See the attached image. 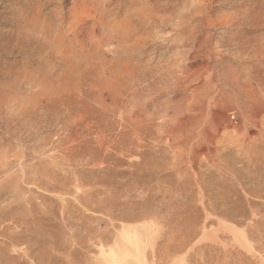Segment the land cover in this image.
Returning <instances> with one entry per match:
<instances>
[{
	"label": "rangeland",
	"instance_id": "obj_1",
	"mask_svg": "<svg viewBox=\"0 0 264 264\" xmlns=\"http://www.w3.org/2000/svg\"><path fill=\"white\" fill-rule=\"evenodd\" d=\"M21 1L0 0V13ZM75 1L45 9L62 5L87 49L102 13L156 9L161 25L145 29V58L134 43L96 58L43 130L2 141L0 264H264V109L241 106L250 63L234 42L251 36L222 26L239 7L215 0L210 27L183 37L173 20L190 0H86L73 19ZM224 72L243 97L220 87Z\"/></svg>",
	"mask_w": 264,
	"mask_h": 264
},
{
	"label": "bare ground",
	"instance_id": "obj_2",
	"mask_svg": "<svg viewBox=\"0 0 264 264\" xmlns=\"http://www.w3.org/2000/svg\"><path fill=\"white\" fill-rule=\"evenodd\" d=\"M224 1L231 8H239L234 14L224 18L222 26H226L225 28L228 26L230 29H227L229 30L235 27L236 34L246 32L249 37L251 36L246 42L239 40L234 42L238 53L246 54V61L250 64L249 66L240 64L246 71L245 87L247 93L245 97L240 94L243 90L240 85V75L237 73L231 76L227 75V72L222 73L219 79L220 87L225 91L233 90L235 93H239L238 96L241 95L245 98L241 106L248 113L249 111L260 112L261 108L264 109L262 107L264 106V35L255 37L254 32L264 26V16L258 19L260 10L264 12V0ZM51 3L52 0H22L19 7H14L11 4L8 6H11L10 8L7 7L6 12L0 13V131L4 132L3 140L0 137V156L6 153L11 145L4 144L1 148L4 139H8L11 143L13 141L15 144H20L24 136L32 130L41 131L44 129L49 122L46 113L50 112L51 105L61 102L66 92L73 86L83 85L86 75L93 69V62L96 58L106 57V54L107 56L109 54L115 56V54L124 52L125 47L130 50L129 43L138 44L137 49H142L138 60L142 57L145 58L148 49L144 52L141 45L145 41H149L150 37L152 38V34L145 32V29L148 26L158 29L162 21L156 13L160 11H156V9H151L153 14L148 15L143 12L144 9L141 7L134 8L129 11L125 18L117 21H110L109 17L105 18L104 15L106 14L102 13L99 25L87 32L86 36L91 41L90 48L87 49L81 38L84 33L83 26L68 21V17L63 13L62 5L47 11V6ZM85 4L86 0L74 2L71 10L73 19L80 8H84ZM214 5L215 0H190L186 5V14L177 18L180 21L173 20L175 29L181 32L184 37L191 35L196 28L199 30L201 26L210 27V23H213L215 17ZM244 7L247 9H243ZM110 14H114L112 9L107 11V15ZM165 22L164 24H166ZM98 28L101 29L100 32L97 31ZM146 30L149 31L148 28ZM101 35L102 37H100ZM148 38L149 40H147ZM115 43H119L115 50L104 49ZM18 57L20 60L17 59ZM91 61L93 62L91 63ZM215 83L216 81L213 80L214 87ZM14 146L17 147V145ZM2 161L0 164L4 167L0 166V168L6 167L8 169L10 165L8 161L4 164ZM6 179L7 182L11 180L10 178L9 180ZM133 238L137 243L133 242V245L136 244V251H141L140 246L137 248L138 245H141L140 239L138 238L136 241L137 236ZM128 245L127 248L129 249L131 245L129 247ZM117 248H113V251L118 252ZM119 249L121 248L119 247ZM124 252L122 251V253Z\"/></svg>",
	"mask_w": 264,
	"mask_h": 264
}]
</instances>
